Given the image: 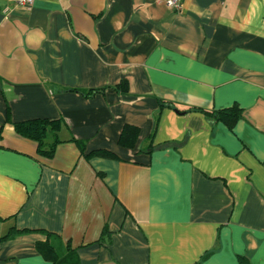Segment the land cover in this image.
Returning a JSON list of instances; mask_svg holds the SVG:
<instances>
[{
  "label": "crops",
  "instance_id": "0c3cea01",
  "mask_svg": "<svg viewBox=\"0 0 264 264\" xmlns=\"http://www.w3.org/2000/svg\"><path fill=\"white\" fill-rule=\"evenodd\" d=\"M0 218V264H264V0H0Z\"/></svg>",
  "mask_w": 264,
  "mask_h": 264
},
{
  "label": "trees",
  "instance_id": "16d2710c",
  "mask_svg": "<svg viewBox=\"0 0 264 264\" xmlns=\"http://www.w3.org/2000/svg\"><path fill=\"white\" fill-rule=\"evenodd\" d=\"M207 117L212 118L215 122H220L227 126L230 130L234 127L237 121L242 116V110L237 107H229L227 109L217 110V111H202ZM9 115V113H8ZM7 121L10 122V117H7ZM14 131L17 135L22 138L33 141L37 145V153L41 157L52 159L56 148L61 144V140L58 137V132L61 128V123L59 121H50L46 119H34L25 122L12 123ZM138 136L137 129L126 126L123 128L118 145L123 148H132L136 142ZM76 146L79 148L81 153L85 152V144L83 141L73 140ZM94 155H99L102 157L113 158L112 155L105 151H94L88 154L86 157L89 158ZM4 219L0 218V224ZM106 229H103L105 232ZM23 233L16 229H11L7 234L0 236V243L9 239H12L16 235ZM50 234L47 235V240L43 242L36 243V251L40 256L47 262L51 264H72V249L67 250V254L60 255L57 250L50 243ZM240 264H246L243 259H240Z\"/></svg>",
  "mask_w": 264,
  "mask_h": 264
},
{
  "label": "built area",
  "instance_id": "2783aa9c",
  "mask_svg": "<svg viewBox=\"0 0 264 264\" xmlns=\"http://www.w3.org/2000/svg\"><path fill=\"white\" fill-rule=\"evenodd\" d=\"M164 4L171 10L178 11L181 0H162ZM14 5L25 10H30L34 4V0H12Z\"/></svg>",
  "mask_w": 264,
  "mask_h": 264
}]
</instances>
